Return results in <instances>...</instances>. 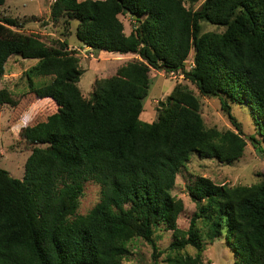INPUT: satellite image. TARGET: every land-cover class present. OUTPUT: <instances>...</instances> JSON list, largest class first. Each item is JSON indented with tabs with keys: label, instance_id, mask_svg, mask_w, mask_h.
<instances>
[{
	"label": "trees",
	"instance_id": "obj_1",
	"mask_svg": "<svg viewBox=\"0 0 264 264\" xmlns=\"http://www.w3.org/2000/svg\"><path fill=\"white\" fill-rule=\"evenodd\" d=\"M50 15L73 22L91 51L135 58L95 79L86 99L66 39L48 45L20 32L19 20L0 19V78L13 55L36 60L25 72L27 94L0 89V106L23 114L17 136L30 147L21 179L0 167V264H123L134 239L151 246L157 263L161 226L173 238L165 264H203L204 242L222 235L234 264H264V179L228 187L198 177L187 187L196 208L187 230L177 225L184 205L171 195L193 154L230 166L250 141L264 157V0H202L196 10L182 0H54ZM126 15L135 18L128 35L119 20ZM203 22L223 31L202 32ZM151 70L181 75L199 97L217 99L235 132L207 128L197 96L181 84L158 103L155 121L140 120ZM37 77L48 82L34 87ZM233 106L251 113L257 136L243 137ZM87 182L99 199L80 215Z\"/></svg>",
	"mask_w": 264,
	"mask_h": 264
},
{
	"label": "rangeland",
	"instance_id": "obj_2",
	"mask_svg": "<svg viewBox=\"0 0 264 264\" xmlns=\"http://www.w3.org/2000/svg\"><path fill=\"white\" fill-rule=\"evenodd\" d=\"M185 8L196 10L202 4V0H182ZM54 0H6L0 6V19L15 18L23 23L20 32L36 34L48 45H53L55 40H67L69 50H74L80 60L82 75L78 88L81 94L88 99L91 95V84L95 79L112 77L116 70L135 56L119 55L113 53L94 52L80 45L75 36V24L64 26L62 21L54 23L51 20L50 7ZM124 26V33L128 35L134 27V20L130 15L119 16ZM202 32H221L223 29L205 22L201 23ZM54 46V45H53ZM191 57L184 63L187 70L191 65ZM36 64V60L22 59L19 55H13L5 65V73L0 78V89H5L18 98L28 93V80L25 72ZM150 84L147 97L142 101V113L140 120L152 123L158 116V103L165 102L166 97L175 85L181 84L194 92L200 102V112L207 128H215L218 131L235 132L226 114L220 110L219 101L215 98L207 99L198 96V90L190 82L183 80L178 74L159 73L151 70L149 73ZM34 87H41L48 82L47 78H32ZM232 108V115L236 118L243 137L249 140L255 133L256 123L252 120L251 113L244 107ZM23 119L22 113H16L7 105L0 106V167L16 179H21L24 173V162L29 155L30 147L25 145L17 136ZM198 177L211 180L216 184H226L228 187L249 186L259 183L264 179V157L247 142L245 157L232 165L218 163L214 159H200L193 154L190 162L182 168L176 178V185L171 195L182 201L184 211L177 220L178 228L187 230L190 219L196 212L195 204L189 197L187 187L193 185ZM99 199V187L97 184L87 182L84 184V193L79 202L78 214L85 215ZM202 230V223L198 224ZM173 241L172 232L164 230V227L156 232V246L162 254L157 258V263L152 258V248L141 239H134L127 245L130 256L123 264H165L166 248ZM207 249L202 254L203 264H234V254L222 235L209 244L204 242ZM194 255L193 248H187L182 253Z\"/></svg>",
	"mask_w": 264,
	"mask_h": 264
}]
</instances>
